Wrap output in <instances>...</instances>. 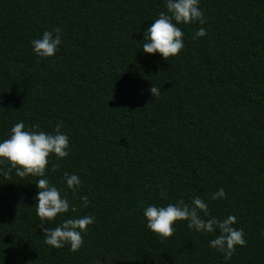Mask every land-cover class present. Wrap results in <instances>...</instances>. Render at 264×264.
<instances>
[{
  "label": "trees",
  "instance_id": "obj_1",
  "mask_svg": "<svg viewBox=\"0 0 264 264\" xmlns=\"http://www.w3.org/2000/svg\"><path fill=\"white\" fill-rule=\"evenodd\" d=\"M199 7L205 23L180 24L184 47L165 60L141 49L164 0H0V140L18 121L61 125L69 155L50 156L45 175L70 209L44 226L95 218L79 250L47 245L40 177L0 174V264H264V0ZM55 27V55L37 58L31 40ZM199 27L206 35L193 40ZM65 172L80 178L75 192ZM219 187L225 197L211 199ZM194 196L243 230L229 259L209 247L218 229L181 220L164 239L147 229L144 207Z\"/></svg>",
  "mask_w": 264,
  "mask_h": 264
},
{
  "label": "clouds",
  "instance_id": "obj_2",
  "mask_svg": "<svg viewBox=\"0 0 264 264\" xmlns=\"http://www.w3.org/2000/svg\"><path fill=\"white\" fill-rule=\"evenodd\" d=\"M199 2L200 0H164L166 11L158 13L143 32L141 47L143 52L158 53L165 60L178 55L184 47V34L179 25L205 23ZM61 35L59 27H55L52 31H43L39 38L31 40L32 52L37 58L54 56L61 44ZM205 35V28L199 27L192 39L196 40ZM148 91L152 98L160 95V89L153 84ZM60 128L61 125L57 124L54 132L46 133L43 130H35L38 129L37 125H32L31 130L26 129L23 121L13 124L8 137L0 140V164L9 165V169H0V174L7 176L9 170H15V174L20 177L27 175L40 177L35 182L38 191L33 199L36 215L40 218V230L44 242L55 248H62L67 244L70 251H77L83 243L82 233L93 223L94 216L83 215L63 219L54 228L44 226L46 222L67 213L70 209L67 196L61 189L51 184L45 175L50 156L54 155L59 160L69 155V137L61 132ZM64 183L67 189L75 192L80 187L81 181L75 173L65 172ZM224 197L223 187H219L211 195L213 200ZM80 202L81 207H88L87 196H80ZM207 209V203L200 197L194 196L190 203L179 200L164 206L149 204L142 212L147 229L161 239L170 237L175 231V222L181 220L187 222V228L201 233H214L218 229L219 234L209 240L208 244L210 248L222 252L224 259L227 260L235 251V246L245 244L243 230L232 226L236 222L233 215L229 214L226 218L217 219L214 216L209 217ZM201 213L209 218H202Z\"/></svg>",
  "mask_w": 264,
  "mask_h": 264
}]
</instances>
